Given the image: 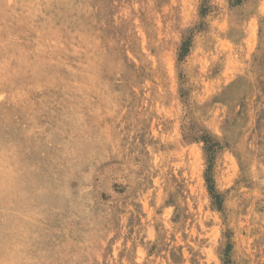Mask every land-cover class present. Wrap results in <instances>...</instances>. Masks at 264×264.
Instances as JSON below:
<instances>
[{"label":"rangeland","instance_id":"obj_1","mask_svg":"<svg viewBox=\"0 0 264 264\" xmlns=\"http://www.w3.org/2000/svg\"><path fill=\"white\" fill-rule=\"evenodd\" d=\"M0 264H264V0H0Z\"/></svg>","mask_w":264,"mask_h":264},{"label":"bare ground","instance_id":"obj_2","mask_svg":"<svg viewBox=\"0 0 264 264\" xmlns=\"http://www.w3.org/2000/svg\"><path fill=\"white\" fill-rule=\"evenodd\" d=\"M155 30V28H154ZM152 30L148 32V34H143V45L142 49L147 52V55H149L151 52H154V55L149 56V61L152 63V67H155L154 63V56H160L161 54V42H160V35L155 30Z\"/></svg>","mask_w":264,"mask_h":264}]
</instances>
